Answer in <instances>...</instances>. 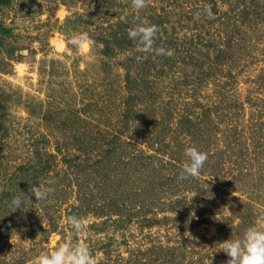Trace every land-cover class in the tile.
I'll use <instances>...</instances> for the list:
<instances>
[{"label":"rangeland","instance_id":"obj_1","mask_svg":"<svg viewBox=\"0 0 264 264\" xmlns=\"http://www.w3.org/2000/svg\"><path fill=\"white\" fill-rule=\"evenodd\" d=\"M142 20L171 56L137 51ZM0 40V264L69 238L98 264H226L264 216V0H8ZM187 146L207 160L181 181Z\"/></svg>","mask_w":264,"mask_h":264},{"label":"clouds","instance_id":"obj_2","mask_svg":"<svg viewBox=\"0 0 264 264\" xmlns=\"http://www.w3.org/2000/svg\"><path fill=\"white\" fill-rule=\"evenodd\" d=\"M132 6L135 9H141L145 6V0H132ZM203 11L209 17L212 16L210 8H205ZM157 30L155 24L142 20L131 27L127 35L129 39L136 42L137 51L141 54L155 51L156 55L171 56L173 54L171 49L162 46L153 48ZM67 43L78 50H84L91 45L92 40L87 32L81 31L67 37ZM184 157V162L177 176V179L181 181L198 175L207 160V153L195 146H187L184 149ZM43 183V187H31L36 198L35 201L47 200L49 193L54 191L51 187L54 183L53 180L46 179ZM25 199L30 200L26 196L24 198L14 196L10 201L9 210L27 209L25 208ZM64 222L74 233L83 232L85 229L83 218L77 215L66 216ZM220 243L219 250H223L229 257L226 264H264V216H261L239 235L230 236L229 239ZM33 264H98V261L86 243L74 242L69 238L48 251L40 252L34 258Z\"/></svg>","mask_w":264,"mask_h":264},{"label":"trees","instance_id":"obj_3","mask_svg":"<svg viewBox=\"0 0 264 264\" xmlns=\"http://www.w3.org/2000/svg\"><path fill=\"white\" fill-rule=\"evenodd\" d=\"M7 1H8V0H0V6L4 5ZM242 10H245V9L242 8L241 11H242ZM0 41H1V40H0ZM1 44L3 45L4 43L1 42V43H0V46H1ZM8 44H9V43H8ZM13 48H14V47H13ZM7 51H9V50H7Z\"/></svg>","mask_w":264,"mask_h":264}]
</instances>
